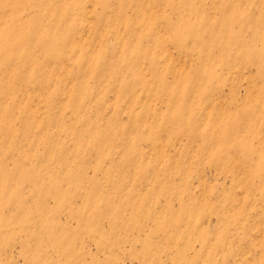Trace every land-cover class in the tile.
Instances as JSON below:
<instances>
[{
	"label": "rangeland",
	"instance_id": "374dc122",
	"mask_svg": "<svg viewBox=\"0 0 264 264\" xmlns=\"http://www.w3.org/2000/svg\"><path fill=\"white\" fill-rule=\"evenodd\" d=\"M0 264H264V0H0Z\"/></svg>",
	"mask_w": 264,
	"mask_h": 264
}]
</instances>
